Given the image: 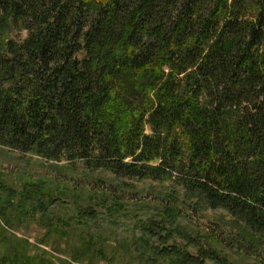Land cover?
Instances as JSON below:
<instances>
[{"label": "trees", "instance_id": "trees-1", "mask_svg": "<svg viewBox=\"0 0 264 264\" xmlns=\"http://www.w3.org/2000/svg\"><path fill=\"white\" fill-rule=\"evenodd\" d=\"M0 144L119 178L178 173L195 209L264 247V0H0ZM203 245L162 252L233 264Z\"/></svg>", "mask_w": 264, "mask_h": 264}, {"label": "rangeland", "instance_id": "rangeland-1", "mask_svg": "<svg viewBox=\"0 0 264 264\" xmlns=\"http://www.w3.org/2000/svg\"><path fill=\"white\" fill-rule=\"evenodd\" d=\"M177 176L119 178L0 144V264H171L162 250L176 243L193 256L203 243L233 264H264V247L242 240L225 211L195 209Z\"/></svg>", "mask_w": 264, "mask_h": 264}]
</instances>
